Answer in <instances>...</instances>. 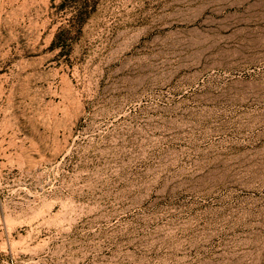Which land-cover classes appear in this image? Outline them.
Instances as JSON below:
<instances>
[{"label": "rangeland", "instance_id": "374dc122", "mask_svg": "<svg viewBox=\"0 0 264 264\" xmlns=\"http://www.w3.org/2000/svg\"><path fill=\"white\" fill-rule=\"evenodd\" d=\"M237 50L264 0H0V264H264V102L192 74Z\"/></svg>", "mask_w": 264, "mask_h": 264}, {"label": "bare ground", "instance_id": "6f19581e", "mask_svg": "<svg viewBox=\"0 0 264 264\" xmlns=\"http://www.w3.org/2000/svg\"><path fill=\"white\" fill-rule=\"evenodd\" d=\"M229 59L235 60L233 62L217 61L202 66L192 73L193 80L196 81L202 73L216 72L220 74L218 78L224 80L222 84L224 90L221 94L224 99L227 98L229 102L238 105L264 102V51L237 50Z\"/></svg>", "mask_w": 264, "mask_h": 264}]
</instances>
